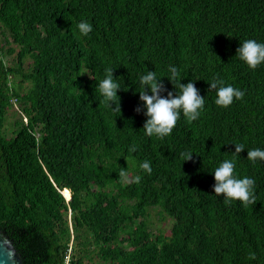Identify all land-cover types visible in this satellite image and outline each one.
<instances>
[{"label": "trees", "instance_id": "1", "mask_svg": "<svg viewBox=\"0 0 264 264\" xmlns=\"http://www.w3.org/2000/svg\"><path fill=\"white\" fill-rule=\"evenodd\" d=\"M81 19L94 26L88 37ZM0 32V235L23 264H65L69 248L71 264L96 252L104 264H264V161L247 160L264 148V64L236 57L245 39L264 42V0H0ZM170 65L205 108L164 139L147 137L133 80L156 71L175 94ZM109 67L127 86L120 113L96 88ZM215 77L244 98L217 106ZM14 100L23 120L9 134ZM231 143L246 149L234 156ZM224 159L255 179V204L216 196L212 171ZM151 208L171 230L150 229Z\"/></svg>", "mask_w": 264, "mask_h": 264}, {"label": "clouds", "instance_id": "2", "mask_svg": "<svg viewBox=\"0 0 264 264\" xmlns=\"http://www.w3.org/2000/svg\"><path fill=\"white\" fill-rule=\"evenodd\" d=\"M93 28V24L87 19L76 22V29L83 37H88ZM236 57L248 68H258L264 64V42L245 39L242 43L240 42ZM114 69L109 67L104 70L103 78L98 81L96 88L103 102L113 112L120 113L118 91L127 86L124 84L123 77L114 76ZM169 72L170 75L164 77H167L174 85L175 94L167 90L162 80L163 77H159L156 71L146 69L137 80H133V83L138 84V87L142 89L137 90L142 108L138 107L136 111L140 112L143 109V114L147 117L143 126L144 135L147 137H156L162 140L172 133L182 115L188 121H196L205 108V97L200 94L195 82L181 83L182 78L175 66L170 65ZM210 89L215 91V104L223 108H228L234 101L242 100L246 92L232 84H226L219 77L213 78L210 82ZM164 92H167V95H162ZM231 144L235 145V151L232 153L234 156H240L239 154L246 149L243 143ZM132 151H135V145L132 146ZM193 153L195 152L190 150L182 152L183 161L191 160ZM247 160L253 164L264 161V148L247 149ZM138 167L145 173L151 174L152 172L151 163L148 160L139 163ZM235 169L234 159H224L212 171L215 180L213 189L216 196L222 195L226 204H231L234 201H239L245 207L255 204L257 201L255 179L249 176L238 177L235 174ZM135 179L136 182H139L141 177L137 176ZM249 258L255 259V254H250Z\"/></svg>", "mask_w": 264, "mask_h": 264}, {"label": "rangeland", "instance_id": "3", "mask_svg": "<svg viewBox=\"0 0 264 264\" xmlns=\"http://www.w3.org/2000/svg\"><path fill=\"white\" fill-rule=\"evenodd\" d=\"M3 35L0 32V39L3 41ZM4 42V41H3ZM15 57L16 54H8L7 50L5 52V61L8 65H14L15 64ZM30 60L27 61L26 66L29 64ZM17 83V82H16ZM24 91H27V89L30 87L29 84H24ZM17 120H23L22 116V110L21 105L18 101L14 100L13 106L8 111L6 122H5V132L11 134V131L14 129V124ZM71 196L69 195L67 199H70ZM165 219H162V216L160 215L159 208H151L148 210V216H147V222L150 227V229L153 232H157L158 230H162L163 232L167 233L169 230H171L172 227V221L167 216H164ZM95 249V247H93ZM92 249V251H94ZM86 264H104L103 260L96 254H92L91 259L87 258L85 261Z\"/></svg>", "mask_w": 264, "mask_h": 264}, {"label": "water", "instance_id": "4", "mask_svg": "<svg viewBox=\"0 0 264 264\" xmlns=\"http://www.w3.org/2000/svg\"><path fill=\"white\" fill-rule=\"evenodd\" d=\"M0 264H23V260L14 244L0 235Z\"/></svg>", "mask_w": 264, "mask_h": 264}, {"label": "built area", "instance_id": "5", "mask_svg": "<svg viewBox=\"0 0 264 264\" xmlns=\"http://www.w3.org/2000/svg\"><path fill=\"white\" fill-rule=\"evenodd\" d=\"M71 247H72V245H71ZM71 255H72V249L69 248V249L67 250V254H66V256H65V261H64L65 264H71V263H70V262H71Z\"/></svg>", "mask_w": 264, "mask_h": 264}, {"label": "bare ground", "instance_id": "6", "mask_svg": "<svg viewBox=\"0 0 264 264\" xmlns=\"http://www.w3.org/2000/svg\"><path fill=\"white\" fill-rule=\"evenodd\" d=\"M12 132V131H11ZM69 195H67V197H68Z\"/></svg>", "mask_w": 264, "mask_h": 264}]
</instances>
